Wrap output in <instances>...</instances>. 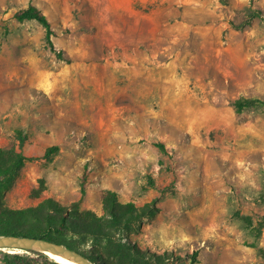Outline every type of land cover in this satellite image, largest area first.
Masks as SVG:
<instances>
[{"label":"rangeland","instance_id":"374dc122","mask_svg":"<svg viewBox=\"0 0 264 264\" xmlns=\"http://www.w3.org/2000/svg\"><path fill=\"white\" fill-rule=\"evenodd\" d=\"M28 5L67 61L41 26L15 20ZM252 11L264 17V0H0V150L3 162L26 158L0 207L52 199L94 221L112 192L155 211L113 230V244L67 235L86 254L264 264V106H233L264 102V22Z\"/></svg>","mask_w":264,"mask_h":264},{"label":"trees","instance_id":"16d2710c","mask_svg":"<svg viewBox=\"0 0 264 264\" xmlns=\"http://www.w3.org/2000/svg\"><path fill=\"white\" fill-rule=\"evenodd\" d=\"M223 2L224 0H218ZM258 18L264 22V17L258 11H252L248 19ZM15 20L19 23L35 22L44 30L45 47L53 53L57 59L67 61L62 51H57L54 38L55 32L52 29L46 16L36 7L28 5L20 9L15 14ZM249 21V20H248ZM248 23V22H246ZM264 106V102L259 99H242L235 101L233 106L236 112L241 113L250 106ZM20 148L23 147L25 138L18 136ZM160 149H164L158 144ZM58 151L57 147L47 150V154H53ZM6 153L0 150V199L5 191L12 185L14 179L23 167L26 158L21 155H12L6 162L3 160ZM85 181L82 180L81 193H85ZM104 218L94 221L75 220L67 215L63 208L54 200L46 199L34 207H28L21 210H9L0 207V236H18L35 239H42L57 245L64 246L70 250L83 252V250L67 238V235L77 236L88 234L93 239L106 241L113 244V230L127 228L129 225L151 216L155 211L154 204H146L141 208H136L133 204H121L118 202L116 194L106 192L102 199ZM124 249V246H120ZM99 251L96 253L88 252L87 256L93 260L111 261L107 256H102ZM101 263V261H100ZM197 263V254L191 257L190 264ZM0 264H57L47 258L45 255L37 252H28L23 254H3Z\"/></svg>","mask_w":264,"mask_h":264},{"label":"water","instance_id":"95a60500","mask_svg":"<svg viewBox=\"0 0 264 264\" xmlns=\"http://www.w3.org/2000/svg\"><path fill=\"white\" fill-rule=\"evenodd\" d=\"M0 251L37 252L45 256L44 253L48 251L75 264H101L100 261L89 258L85 252L73 251L46 240L28 237L0 236Z\"/></svg>","mask_w":264,"mask_h":264},{"label":"bare ground","instance_id":"6f19581e","mask_svg":"<svg viewBox=\"0 0 264 264\" xmlns=\"http://www.w3.org/2000/svg\"><path fill=\"white\" fill-rule=\"evenodd\" d=\"M44 254H46L47 258H49L51 261H53L57 264H75V263L68 261L67 259H65V258H63L57 254H54L52 252L47 251Z\"/></svg>","mask_w":264,"mask_h":264}]
</instances>
